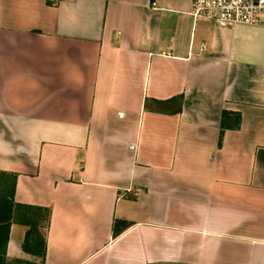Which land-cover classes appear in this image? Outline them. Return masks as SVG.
Returning a JSON list of instances; mask_svg holds the SVG:
<instances>
[{
	"label": "crops",
	"instance_id": "crops-1",
	"mask_svg": "<svg viewBox=\"0 0 264 264\" xmlns=\"http://www.w3.org/2000/svg\"><path fill=\"white\" fill-rule=\"evenodd\" d=\"M192 7L0 0L6 264H264V26Z\"/></svg>",
	"mask_w": 264,
	"mask_h": 264
},
{
	"label": "built area",
	"instance_id": "built-area-1",
	"mask_svg": "<svg viewBox=\"0 0 264 264\" xmlns=\"http://www.w3.org/2000/svg\"><path fill=\"white\" fill-rule=\"evenodd\" d=\"M192 14L196 19L264 26V0H193Z\"/></svg>",
	"mask_w": 264,
	"mask_h": 264
},
{
	"label": "trees",
	"instance_id": "trees-1",
	"mask_svg": "<svg viewBox=\"0 0 264 264\" xmlns=\"http://www.w3.org/2000/svg\"><path fill=\"white\" fill-rule=\"evenodd\" d=\"M158 103L164 104L167 103L168 100H158ZM227 111H224L223 113V118H222V127H221V136H220V143L222 142V138L224 135V132L226 130V127H228V121H227ZM241 120L238 117L237 119V125L239 126ZM15 180H16V175H15ZM46 213V220L50 219V213L51 210L49 208L45 209ZM19 221L23 223H27L30 225V228L28 229L26 233V239L24 242V248L28 250L29 252L37 255H43V258L46 257V251H47V243H46V237H42V232H41V224L40 220L38 221L37 219H26V218H20L18 219ZM2 221V220H1ZM129 223L127 222L126 225ZM3 225V224H2ZM125 225V226H126ZM46 226V225H45ZM124 226V227H125ZM9 228H10V220H8L7 223H5L2 227H0V264H6V247H7V242L9 238ZM122 229L117 228V223H116V229H115V235L120 233Z\"/></svg>",
	"mask_w": 264,
	"mask_h": 264
},
{
	"label": "rangeland",
	"instance_id": "rangeland-1",
	"mask_svg": "<svg viewBox=\"0 0 264 264\" xmlns=\"http://www.w3.org/2000/svg\"><path fill=\"white\" fill-rule=\"evenodd\" d=\"M42 231L44 232V229H42ZM38 264V263H37Z\"/></svg>",
	"mask_w": 264,
	"mask_h": 264
}]
</instances>
